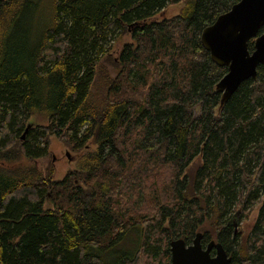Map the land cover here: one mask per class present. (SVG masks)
I'll return each instance as SVG.
<instances>
[{"label":"trees","instance_id":"1","mask_svg":"<svg viewBox=\"0 0 264 264\" xmlns=\"http://www.w3.org/2000/svg\"><path fill=\"white\" fill-rule=\"evenodd\" d=\"M238 1L0 0V264H171L198 232L264 264V65L221 103L200 38ZM51 136L79 154L61 179Z\"/></svg>","mask_w":264,"mask_h":264},{"label":"water","instance_id":"2","mask_svg":"<svg viewBox=\"0 0 264 264\" xmlns=\"http://www.w3.org/2000/svg\"><path fill=\"white\" fill-rule=\"evenodd\" d=\"M264 0H239L201 32V43L211 59L227 67V72L216 83L222 92L220 102H225L247 79L255 78L257 67L264 65ZM254 39L253 50H248V40ZM29 125L26 126L24 133ZM24 133L21 138L24 137ZM202 233H196L191 243L182 238L169 242L171 264H231L222 244L210 240L202 245ZM214 248L212 254L211 250Z\"/></svg>","mask_w":264,"mask_h":264},{"label":"rangeland","instance_id":"3","mask_svg":"<svg viewBox=\"0 0 264 264\" xmlns=\"http://www.w3.org/2000/svg\"><path fill=\"white\" fill-rule=\"evenodd\" d=\"M183 7V2L180 3H176V4H171L169 6H167L163 13H160L156 16V18H163V17H168L170 15L176 14L178 12L181 11ZM129 40V36L127 34H124L121 38H119L118 40L114 41L111 45H112V53L115 51H118L121 47V44L124 41ZM192 112L194 115H198L199 113V106H195L192 109ZM33 118L35 120H37L39 123H44V119L38 115H34ZM28 125V124H27ZM26 125V126H27ZM25 126V128H26ZM23 134V132H22ZM21 134V136H22ZM23 139V138H21ZM51 143L49 145V152H50V157L49 159H45V160H38L37 163L39 164V166L45 165L48 161H51L53 167H55V173H54V178L55 179H61L63 178V176L65 175L66 171L70 168H77L78 167V159H79V154L75 153V152H70L66 147H64V144L55 138V136H51ZM200 164V160L199 159H195L191 166L189 167L188 170V174L191 175L192 173H194L195 168L197 166H199ZM260 202H257L253 208H252V212L249 216L248 219L246 220H241L240 221V226H236L237 227H241L242 232H248L249 228L251 226V224L253 223L255 216H256V211L257 208L259 206ZM241 231V230H240ZM137 233L136 231H132L130 234H128L126 236V238L124 239V241L122 243H120L118 246H116V250L113 256H109L108 257V261H110L112 258H114L115 256H117L119 253L121 252H126L131 250L132 248H130L135 241H137Z\"/></svg>","mask_w":264,"mask_h":264},{"label":"flooded vegetation","instance_id":"4","mask_svg":"<svg viewBox=\"0 0 264 264\" xmlns=\"http://www.w3.org/2000/svg\"><path fill=\"white\" fill-rule=\"evenodd\" d=\"M263 27H264V25H263V26H261V28H263ZM261 28H260V29H261ZM260 29H259V30H260ZM259 30H258V34H260ZM263 32H264V31H263ZM261 33H262V32H261ZM252 38H254V39H255V37H252ZM250 39H251V38H250ZM250 39H249V40H250ZM249 40H248V41H249ZM212 250L214 251V248H213ZM212 250H211V251H212Z\"/></svg>","mask_w":264,"mask_h":264}]
</instances>
